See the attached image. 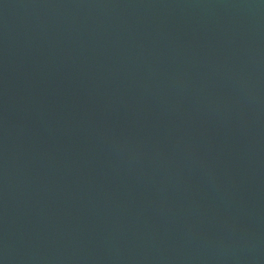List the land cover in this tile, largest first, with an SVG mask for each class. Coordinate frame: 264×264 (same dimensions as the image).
I'll return each instance as SVG.
<instances>
[{
    "label": "water",
    "instance_id": "obj_1",
    "mask_svg": "<svg viewBox=\"0 0 264 264\" xmlns=\"http://www.w3.org/2000/svg\"><path fill=\"white\" fill-rule=\"evenodd\" d=\"M0 264H264V0H0Z\"/></svg>",
    "mask_w": 264,
    "mask_h": 264
}]
</instances>
